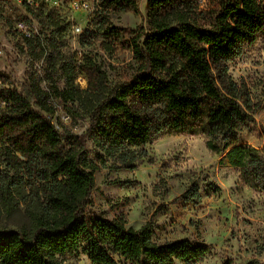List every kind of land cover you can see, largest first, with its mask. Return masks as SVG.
I'll use <instances>...</instances> for the list:
<instances>
[{"label":"trees","instance_id":"1","mask_svg":"<svg viewBox=\"0 0 264 264\" xmlns=\"http://www.w3.org/2000/svg\"><path fill=\"white\" fill-rule=\"evenodd\" d=\"M102 3L107 10L138 13L131 0ZM148 10L146 34L141 27L116 43L124 31L98 13L102 20L82 42L88 46L101 37L105 48L116 44L131 52L138 68L120 84L110 86L91 59L76 65L52 45L44 78H27L29 97L0 87V214L18 208L13 193L18 182L27 192L28 219L23 232L0 231V264L76 263L80 256L90 264H174L207 257L204 244L185 239L158 244L148 226L134 230L87 215L94 177L93 166L82 159L85 138L106 158L133 170L144 157L139 149L159 138L202 135L209 151L224 154L242 181L264 194V150L241 143V132L254 123L260 107L244 82L232 80L226 65L262 34L264 0H219L207 12L199 10L198 0H148ZM46 18L58 30V18L50 12ZM78 77L85 79V88L77 86ZM43 82L48 89L41 88ZM75 104L88 119L83 137L60 134L47 119L59 125L55 105L71 116L77 113L68 107ZM181 198L199 201L197 185Z\"/></svg>","mask_w":264,"mask_h":264},{"label":"rangeland","instance_id":"2","mask_svg":"<svg viewBox=\"0 0 264 264\" xmlns=\"http://www.w3.org/2000/svg\"><path fill=\"white\" fill-rule=\"evenodd\" d=\"M131 1L138 10L136 14L107 10L102 0H0L2 85L29 97L27 78L30 74L44 78V58L52 45L72 56L76 65L83 58L94 61L110 86L130 78L138 68L130 51H122L116 44H109L107 49L101 37L88 46L82 42L102 20L97 19L98 13L110 26L124 31L116 43L129 40L141 27L148 33V0ZM218 3L219 0H198L199 10L211 11ZM48 12L58 18V30L46 18ZM20 22L33 44L25 43L18 28ZM226 65L232 80L244 82L251 99L260 107L253 116L254 123L241 132V143L264 150V30L253 45L245 46ZM76 84L85 88V79L78 77ZM40 86L48 89L47 82ZM68 108L77 114L69 116L64 124L58 113L59 133L83 137L87 116L77 104ZM62 110L65 111L63 107ZM84 142L82 159L93 166L94 177L87 215L122 222L134 230L148 226L158 244L185 239L208 247L203 261L174 264H264V194L246 185L224 154L209 151L204 136L165 135L139 149L144 157L133 170L106 158L89 139ZM192 183L198 187L200 200L184 201L181 195ZM13 193L18 208L10 214H0V231L23 232L28 228L24 209L27 192L16 182ZM65 264L90 263L80 256L76 263Z\"/></svg>","mask_w":264,"mask_h":264},{"label":"built area","instance_id":"3","mask_svg":"<svg viewBox=\"0 0 264 264\" xmlns=\"http://www.w3.org/2000/svg\"><path fill=\"white\" fill-rule=\"evenodd\" d=\"M18 28L20 29L21 32H23L24 34V37L26 38H29L30 37V33L28 32L26 26L23 24V23H19L18 24ZM2 86V82L0 81V87ZM55 109H56V113H55V118H58L57 115L58 113L60 114L59 115V120L60 122L64 123L69 121V114L66 113L65 111L62 110V107L60 105H55ZM47 119H50L51 120V123L58 129L59 128V125L57 124V121L50 118L49 116H47Z\"/></svg>","mask_w":264,"mask_h":264}]
</instances>
